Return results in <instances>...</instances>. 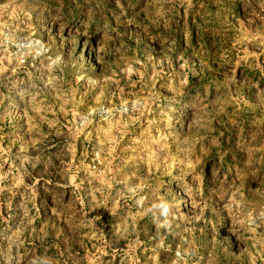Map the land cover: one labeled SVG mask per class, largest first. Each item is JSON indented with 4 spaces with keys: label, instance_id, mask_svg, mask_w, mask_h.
<instances>
[{
    "label": "rangeland",
    "instance_id": "obj_1",
    "mask_svg": "<svg viewBox=\"0 0 264 264\" xmlns=\"http://www.w3.org/2000/svg\"><path fill=\"white\" fill-rule=\"evenodd\" d=\"M0 264H264V0H0Z\"/></svg>",
    "mask_w": 264,
    "mask_h": 264
}]
</instances>
